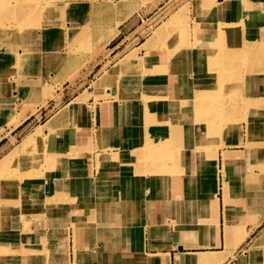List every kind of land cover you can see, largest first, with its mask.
<instances>
[{
	"label": "crops",
	"instance_id": "1",
	"mask_svg": "<svg viewBox=\"0 0 264 264\" xmlns=\"http://www.w3.org/2000/svg\"><path fill=\"white\" fill-rule=\"evenodd\" d=\"M213 10L211 13H215ZM259 17L264 19L263 11ZM62 25L64 28L65 24ZM254 37L260 40L256 33ZM33 59L17 55V75L9 77L12 81L17 77V81L0 92V126L18 127L53 94L54 89L43 96L45 80L50 81V77L39 70L38 60ZM42 59L41 63H47ZM24 62L28 68L18 71ZM32 64L35 72L31 70ZM246 66L243 69L248 76L256 78L259 71L256 64L252 69ZM132 73L138 75L136 71ZM140 78L127 82V88H131L129 84L132 88L125 96L117 92L119 86L116 91L111 87L110 97L100 100L103 104L100 111L91 109L86 101L89 113L82 115L85 119L96 116L94 124L89 125L93 131L92 143L103 147H96L88 155L93 164L88 172L82 174L80 164L72 161L75 155L65 152L60 154L61 166L53 169L51 178L36 174L23 183L17 182V196L14 192L2 194L1 189L7 190L3 187L10 180L0 179L3 202L0 210L5 216L2 222L12 227L17 216V241L7 240V236L0 240V264H264V243L259 240L264 231V134L261 131L264 117L257 109L261 102L260 84L256 86L255 79L250 77L247 82L250 88L242 91L249 95L245 97L250 104L245 105L243 114L238 113L234 118L243 131L237 136L241 143L233 145L228 122L227 128L216 131V135L209 126L206 137L197 136L196 120L191 115L194 105L188 106L189 103L182 104L173 98L174 110L165 111L164 117H160L158 110L164 111L165 106L158 109L154 99L139 97L145 91L140 92L136 86L144 84L147 77ZM159 91L157 95L161 96ZM32 92L34 101L24 102L23 97ZM17 94L20 103L16 102ZM8 103L10 107L6 106ZM135 105L140 109H135ZM7 110L12 114L6 116ZM251 113L258 115V125L250 122ZM135 114L144 121L135 120ZM146 116L152 121L146 122ZM142 124L145 136L137 132L134 137L132 127ZM149 140L168 142L173 147V157L158 158L155 162L147 159L144 145ZM136 143L140 146H132ZM197 143H203L206 150L201 159H198ZM214 149L216 158L211 155ZM102 153L110 164L103 183L93 179L99 176L95 164ZM212 160L218 168L217 185ZM198 162L206 166L199 169ZM71 164L76 168L70 170ZM152 164L154 168L150 167ZM137 175L143 176L142 183L135 179ZM18 188L27 192L21 193ZM83 191L92 196L87 208L81 201ZM77 195L78 199L74 200ZM107 207L110 216L98 214L101 209L107 211ZM12 211L16 213L11 215ZM66 229L68 247L63 239ZM32 251L35 254L31 260L22 257ZM56 255H61V259L55 258Z\"/></svg>",
	"mask_w": 264,
	"mask_h": 264
},
{
	"label": "rangeland",
	"instance_id": "2",
	"mask_svg": "<svg viewBox=\"0 0 264 264\" xmlns=\"http://www.w3.org/2000/svg\"><path fill=\"white\" fill-rule=\"evenodd\" d=\"M20 1L24 3L20 5ZM49 1L53 0H0V36L11 30L12 34L17 36L19 31H21L17 22L19 20H17L18 13H27L31 8L35 9L32 17L35 19L30 20L31 23L28 21L24 27L28 32L22 37V40L19 37L13 40L12 36L6 40L9 43L5 42L10 44V48L17 50L15 53H10L9 51L10 55L8 57L0 56V84H2V89L11 87L17 81V77L13 81L10 79L17 75V54L25 59L26 57H33V60H38L39 70H43V73L49 75L50 81L45 80L47 85H45V91L43 92L44 97L51 94L54 89L53 94L48 96L43 105L29 115L21 125L18 127H14V124L0 126V179L10 180V183H6L7 186H1L7 189L5 191L1 189L2 194L4 192H14L17 196V182L21 181L23 183L29 177L38 176L36 174L51 178L50 174L53 169L61 166L60 154L65 152L66 154L75 155L72 161L75 164H80L82 174L92 169L93 164L88 155H91L96 147L101 149L103 147L92 143L94 139L92 136L93 131L89 125L91 122L94 124L96 116L85 119L82 113H89L90 106L91 109L95 108V110L98 109L100 111L103 105L100 100L109 98L113 93V89L115 90L117 86H119L117 92L125 96V93L132 88V84L128 86L131 88H127V82L136 79V77L142 78V75L147 77L144 84L136 86L139 87L140 92L145 91L140 93L139 97L147 100L154 99L153 103L158 109L165 106L164 111L160 110V117L164 116L163 113L165 111L166 113L172 111L171 106H173L175 101L170 105H168L170 101L167 102L168 104H164V101L169 99V97L177 99L178 102L182 101V104L187 103L186 105H188L189 103L188 106L190 104L193 105L191 88L195 86V83L192 84L195 71L186 69L188 67L187 63H183L180 68L177 65L170 64V60L176 59L178 61L177 59L181 57L191 59L192 51L197 45L205 44L204 47L206 46V49L214 48V51H212L214 55H207L208 61L203 65L209 71V74L208 72L205 73L204 77L207 78L206 75L211 77V74L213 76L212 79H207L209 82L205 81L208 84L212 80L213 86L211 84L206 85L205 90L208 89L215 93L211 101V110L206 113L205 117L215 119L221 116L224 119V115H222L220 110L222 105L225 106L229 101L232 102L233 97L238 96V92L246 90L245 88H250L247 83L250 77L261 84L262 93L259 94L261 102L257 109L259 114L264 117V19L259 17L260 12H264L261 8H264L263 0H255L257 4H252L253 1L250 0H237L231 8H226V10L215 9V13H211L214 10L205 11L206 8L203 5L207 3V0H122L120 3H113L112 1L111 4V0H78L82 3L79 9L68 8L66 10H50L46 5ZM61 1L68 2L73 0H54L52 3ZM217 1L219 0H214L213 2L218 3ZM106 2L109 4H106ZM202 6L204 9L201 8ZM258 11L259 13L256 15ZM201 13L203 15H200ZM205 17L208 18L209 22L203 28L204 26L201 27L200 24H197V20ZM61 23L65 24L64 28ZM218 25L230 27V32L235 37L240 36L241 32H247L248 35L252 36L256 33L258 38H260L255 50H247L245 52L242 57L244 62L240 66L234 62V59L241 55L243 48H236V51L230 52L222 49L223 47L217 48L213 46V43L217 41H220V43L225 42V38L221 39L216 34H212L214 31V33L220 32L219 30L221 29H219L220 26ZM73 26L77 28H71ZM78 26L81 28L79 29ZM4 27L8 29L5 30ZM12 27L16 28V34H14ZM40 27H47L48 32H43ZM119 28L120 32H118ZM254 28L256 32L253 31ZM206 32L210 35L208 37L209 40L202 39L205 36L203 33ZM224 32L227 34L226 29L225 31L221 30L222 34ZM34 35H41L44 38L35 43L32 40ZM243 35L246 36V33H243ZM18 40L21 41L17 42ZM145 40L147 41L144 42ZM21 43L24 44V48L19 49L18 44ZM158 48L167 50L168 55L164 59L153 56V52ZM23 49L29 53L21 54ZM149 50L150 55L147 56ZM63 54H65V58ZM41 59L43 61L46 60L47 63H41ZM253 62L256 64L257 69L261 71H258L256 78H254L255 75H249V77L243 69L246 66L245 64H247L246 67L252 69L249 65ZM42 64L44 66L41 67ZM20 66H18V68L20 67L18 71L28 68V64H25V62ZM169 66L172 68L169 69ZM228 66L229 68H227ZM114 69L116 71L111 74L110 72L114 71ZM31 70L35 72L34 66ZM179 70H183V73L178 76L176 73H179ZM132 71L138 72V75L133 74ZM243 71L245 77H243ZM240 76L241 78H239ZM174 81L176 90L173 91L172 84ZM6 82H11V84L9 85ZM166 83L169 85H166ZM198 88L201 89V87ZM12 89H15L14 86ZM157 91H159L161 96L157 95ZM34 94L32 92L24 97L21 95V98L23 97L24 102H32L35 98ZM162 94L167 96L165 97ZM242 95L249 96L243 93ZM18 97L20 98L19 95ZM19 98L16 101L17 103L21 102ZM118 98L123 99L121 96H118ZM73 100H78L79 104L73 110H68V112L66 111L61 115L60 112L63 111L64 107ZM105 100L107 102V99ZM86 101L90 106L87 105ZM6 106L10 107L11 104L8 103ZM231 107H234L233 103ZM139 108L138 105H135V109ZM11 112V110H7L6 116L12 114ZM230 115L231 119L234 120L238 113L232 109ZM225 117L229 119V115ZM257 118L258 115L255 120L250 118V122L253 125L255 123L258 125L259 121ZM47 129L49 133H47ZM134 131H136V128L132 127V134ZM242 131L240 122L235 127H230V141L234 143L240 142L241 140H237V136ZM261 131L264 134V127L261 128ZM87 137L90 140H86ZM83 142L84 145H82ZM136 145L140 146L138 143L132 146ZM132 150L135 151L136 148L134 149L133 147ZM215 150H212L211 155L216 158L217 153L215 152L217 150ZM201 151L198 154V159L203 158V154L206 153L204 147ZM78 153L82 157H78ZM103 154H98L97 163L95 164L99 176L93 177L94 180H97L96 182L102 181V183L107 180L104 174L105 170L110 166L109 162L105 161ZM147 162L149 161L147 160ZM262 163H264V158ZM213 164L214 166H212ZM205 166L206 164H202V162L197 163V168L199 169ZM150 167L154 168V164L150 165ZM211 167L214 168L215 178H217L218 168L213 160ZM68 168L73 170L76 165L71 164V167ZM56 172L58 173L59 171ZM141 178L143 179V176ZM198 178L202 179L200 176ZM18 189L21 193L27 192L21 188ZM81 194V199L90 196L88 191H83ZM56 195L58 196V193ZM56 195L55 198L57 197ZM75 199L77 200L78 198ZM2 204L3 202L0 201V205ZM82 204L85 207L89 205L84 202ZM15 208L17 209V205ZM101 210L98 211L100 215L105 213V210ZM12 213L16 212H10L11 215ZM86 213L88 214L89 212ZM4 218L5 216L0 210V227L2 228L7 227L2 222ZM6 224H8V227L0 230V240L5 239L3 237L7 236V240L17 241V216L14 223H12L13 228L9 227V223L6 222ZM27 225H30V222ZM108 232L109 228H107L106 234ZM67 233L68 230L66 229L65 235ZM65 240L64 243L68 247L69 234L67 239L65 237ZM106 242L108 243L109 241ZM261 243H264V240H261ZM53 247L56 249L57 246L54 245ZM8 250L6 249V251ZM33 254H35L34 251L28 252L22 257L29 261L34 256ZM57 256L61 259V255H56L55 258Z\"/></svg>",
	"mask_w": 264,
	"mask_h": 264
},
{
	"label": "bare ground",
	"instance_id": "3",
	"mask_svg": "<svg viewBox=\"0 0 264 264\" xmlns=\"http://www.w3.org/2000/svg\"><path fill=\"white\" fill-rule=\"evenodd\" d=\"M9 1H11V0H9ZM82 1V0H81ZM113 1V3L114 2H118V3H120L122 0H111L110 1V4H111V2ZM214 1V0H213ZM212 0H207V3L205 4V5H203L205 8H206V12L208 11V10H213V9H216V10H219V9H224V10H226V8H231V6L235 3V2H237V0H219V1H217L218 3H216V2H213ZM6 2H8V1H6ZM21 2V1H20ZM52 2H54V0L53 1H49V3L48 4H46L48 7H49V9L50 10H56V9H63V10H66V9H70V8H78L79 9V7L81 6V2H79L78 0H73V1H68V2H65V1H61V2H55V3H52ZM99 2V1H98ZM10 3V2H9ZM12 3V2H11ZM22 3H24V2H21L20 3V5H22ZM108 2H106V4H107ZM216 3V4H215ZM256 3V2H255ZM109 4V3H108ZM253 4V3H252ZM257 4V3H256ZM259 4V3H258ZM45 5V6H46ZM201 7V8H203L204 9V7ZM44 7V6H43ZM83 7V6H82ZM1 8V7H0ZM35 8V7H34ZM46 9V8H45ZM35 9H32L31 8V10L30 11H28L27 13H18L19 15H18V18H17V22L19 23L18 24V27H20V30L21 31H19V33H18V35L17 36H14L13 34H12V30L11 31H7V33L5 32V33H3L1 36H0V56H2V57H8L10 54L8 53L9 51H10V53H15V51L17 50V49H12V48H10V44H6L5 42H7V43H9L8 41H6L7 39H9V38H11L12 36V38H13V40H16L17 39V37H19V38H21V40H22V37H24V35L28 32V31H26L25 30V26L27 25V23H28V21L30 22V20H33V19H35V18H32L33 17V15H34V13L33 12H35L34 11ZM1 11H2V9H1ZM204 11V13H206ZM5 12V11H4ZM66 13V12H65ZM200 15H203L202 13L200 14ZM249 19V18H248ZM10 20V19H9ZM37 21V20H36ZM198 21V25L200 24L201 25V27L202 26H204L203 28H205V26H207L208 25V22H209V20H208V18L207 17H205V18H203V19H199V20H197ZM12 22V21H11ZM40 22V21H39ZM5 23V22H4ZM31 23V22H30ZM248 24V23H247ZM6 25V24H5ZM9 25V24H8ZM219 26V25H218ZM13 28V27H12ZM249 28V27H248ZM252 28V27H251ZM4 29L6 30V29H8V28H5L4 27ZM40 29L43 31V32H46L48 29H47V27H40ZM219 29H221V30H223V31H225V29L227 30V34L224 32L223 34L221 33V30H219ZM218 30L220 31V32H216V33H212V34H216L217 36H219L221 39L223 38H225V42H221L220 43V41L218 42H215V43H213V46H215V47H217V48H221V47H223L222 49H224V50H226V51H230V52H234V51H236L237 49L236 48H243V51L241 52V55L239 56H237L235 59H234V62L236 63V64H238L239 66H240V64H243V62H244V60H243V55L245 54V52L247 51V50H255V48L258 46V40H256L255 39V37H254V35L252 36V35H248V33L247 32H241L239 35L240 36H236L235 37V35L232 33V32H230V27H228V26H221L220 28H219ZM15 30H16V28L14 29L13 28V31H14V34H16V32H15ZM205 30H207V29H205ZM228 31H229V33H228ZM253 31H255V29H253ZM48 32V31H47ZM199 33V32H198ZM221 33V34H220ZM243 33L245 34L246 33V36L245 35H243ZM12 34V35H11ZM35 34V33H34ZM37 34V33H36ZM232 34V35H231ZM237 34V33H236ZM253 34V33H252ZM203 35H205L202 39H206V40H209V33L208 32H206V33H203ZM49 36V35H48ZM47 36V37H48ZM44 38V36H41V35H34L33 37H32V40L36 43H38L39 42V40H41V39H43ZM218 38V37H217ZM219 39V38H218ZM236 39V40H235ZM21 40H18L17 42H20ZM168 40H169V38H168ZM253 40H256L255 42H253ZM180 41V40H179ZM208 42V41H207ZM165 43H166V41H165ZM192 43V42H191ZM209 43V42H208ZM164 44V43H163ZM239 44V45H238ZM14 45V44H13ZM16 45V44H15ZM165 45V44H164ZM178 45V44H177ZM195 45V44H194ZM204 45L205 44H201L200 46H196L194 49H193V51H192V57H191V59H187V58H178L177 60L178 61H176V59H174V60H170V64H174V65H177L178 67H180L181 68V65H183V63H187L188 64V67L186 68V69H189V70H193V71H195V76L193 77V80H192V84L193 83H195V86H193L192 88H191V95H192V97H193V105H194V107H193V111H192V113H191V115L193 116V119L194 120H196V126H197V132H196V135L197 136H202V137H206L207 136V131H208V128H210L209 126H211V128H212V132L214 133V135L216 134V131H218V130H220L221 128L222 129H224L225 130V128L227 127V122L229 123V125H230V127H235V125L236 124H238L237 123V120L235 119V120H233V119H231V115H230V112H231V110L232 109H234V111H236L237 113H240V114H243V108L245 107V105H249L250 104V101H248L249 99L248 98H246L244 95H242V91L241 92H238V96H234L233 97V99H232V102L231 101H229L228 102V104L226 103V105L225 106H223L222 105V107H221V112H222V115H224V119H222L221 118V116H218V118H215V119H208V118H206L205 117V115H206V113L207 112H209L210 110H211V101H212V98H213V96L215 95V93H213L212 91H209L208 89L207 90H205V87H206V85H209V84H211L212 85V80L210 81V83H208V84H206L205 83V81L206 82H209L207 79H212L213 78V76H212V74H211V77L210 76H208V75H206L207 76V78H205L204 77V74L205 73H207L208 72V74H209V71H208V69H206L205 68V66H203L204 65V63H206V61H208L207 60V55H211L213 52L212 51H214V48L212 49V48H208V49H206L207 47L205 46L204 47ZM221 45H223V46H221ZM260 45V44H259ZM18 46H19V49L20 48H24V44L23 43H21V44H18ZM174 46V45H173ZM171 48V47H170ZM192 49V48H191ZM22 50V49H21ZM24 51V52H23ZM23 51L21 52V54L22 53H29V52H26V50L25 49H23ZM61 53V52H60ZM185 53V52H184ZM20 54V55H21ZM18 55V54H17ZM148 55H150V50H149V52L147 53V56ZM152 55V54H151ZM166 55H168V52H167V50L166 49H164V48H158L157 50H155L154 52H153V56H157L158 58H160V59H164L165 57H166ZM184 55V54H183ZM183 55H181V56H183ZM223 55V54H222ZM63 56H64V58H65V54H63ZM43 58V57H42ZM170 59V58H169ZM46 61V60H45ZM129 61V60H128ZM172 61H174V62H172ZM254 63V62H253ZM253 63H251L249 66L252 68V64ZM213 64V63H212ZM15 65V64H14ZM122 65V64H121ZM238 66V67H239ZM170 68H172L171 66H169V69ZM227 68H229V66L227 67ZM118 69V68H117ZM116 71V69H114V71H112V72H110L111 74H113L114 72ZM171 71V70H170ZM180 71V70H179ZM257 71V70H256ZM233 72V71H232ZM109 73V74H110ZM179 73H183V70L182 71H180ZM52 74V73H51ZM54 74V73H53ZM54 77V76H53ZM255 78V77H254ZM8 79V78H7ZM10 80V79H9ZM7 84H11V82H6ZM258 83V84H257ZM255 84H256V86H258L260 83L258 82V81H255ZM8 85V86H9ZM165 85V84H164ZM175 85H176V83H175V81H174V83L172 84V87H173V91L174 90H176L175 89ZM213 86V85H212ZM260 86H261V84H260ZM195 87V88H194ZM198 87H201V89H199ZM179 89V88H178ZM119 90V89H118ZM2 91V84H0V92ZM187 93V92H186ZM180 94V93H179ZM161 95V94H160ZM172 95V94H171ZM177 95V94H176ZM242 96V97H241ZM161 98H163V97H161ZM171 97H169V99H170ZM190 100V99H189ZM253 101V100H252ZM79 101L78 100H73V101H71L70 103H68L65 107H64V109H63V111L62 112H60L61 113V115L63 114V113H65L66 111L68 112V110L70 111V110H73L79 103H78ZM167 102H169L168 101V99H166L165 101H164V104L166 103V104H168ZM173 102V99L171 98L170 99V103H172ZM233 103V105H234V107L232 108L231 107V104ZM10 104V103H9ZM213 104V103H212ZM213 106V105H212ZM172 107V110H174V107L175 106H171ZM140 109V108H139ZM189 110V109H188ZM158 111H160V110H158ZM191 112V111H190ZM259 112V111H258ZM247 113V112H246ZM160 114V113H159ZM226 115H229V119L228 118H226L225 116ZM160 116H161V114H160ZM164 117V116H163ZM162 117V118H163ZM238 117V116H237ZM256 117H257V114H255V113H251L250 114V118L251 119H256ZM137 118H140V121H144V118H141V116H138V115H134V119L136 120ZM189 118V117H188ZM227 119V120H226ZM55 120V119H54ZM145 120H146V122H150V121H152V119H151V117H149V116H146L145 117ZM225 126V127H224ZM141 127H143V124L142 125H136V126H133V128L135 129L136 128V131H134L133 132V135H134V137L136 136V134H137V132H139V134H141L142 136L144 135L145 136V134H144V132H143V130L141 131ZM146 127V126H145ZM229 127V128H230ZM184 128V127H183ZM139 129V131H137ZM186 129V128H185ZM236 129V128H235ZM187 130V129H186ZM207 130V131H206ZM141 131V132H140ZM145 131V130H144ZM191 131V130H190ZM212 132H210V134L212 133ZM212 133V134H213ZM188 134V133H187ZM146 135L147 136H149L150 135V133L149 132H147L146 133ZM151 136V135H150ZM190 137H192V135L190 136ZM163 138V137H162ZM231 144H233V145H237V144H239V143H241V142H236V143H234V142H230ZM146 144L147 145H144V150L147 152V154L145 155V157L147 158V159H149V160H154V162L155 161H157L158 160V158H171V157H173V153L171 154V152L173 151V147L172 146H169V143L168 142H166V144H164L163 142L160 144V143H155V142H153L152 140H149V141H147L146 142ZM90 145V144H89ZM136 146H139V145H136ZM147 148V149H146ZM197 154H199V152L201 153L202 151V149H203V143H197ZM139 149H142V147L141 148H139ZM196 149V148H195ZM216 149H217V147H216ZM216 151V150H215ZM193 152V151H192ZM170 153V154H169ZM215 153H217V152H215ZM104 159V158H103ZM105 161H107V160H105ZM107 162H109V161H107ZM152 163V162H151ZM109 165V164H108ZM159 165V164H158ZM130 166H132L133 168H135V166H133V165H130ZM142 176L140 175V176H136V178L135 179H137V181L139 182V183H142L143 181H144V179H142L141 178ZM215 184L217 185V178H216V182H215ZM2 185V184H1ZM12 196V195H11ZM112 196V195H111ZM15 197V196H14ZM71 197V196H70ZM7 198V197H6ZM75 198H78V196L77 197H74V199ZM92 198V196L90 195V196H88V197H86V198H84V199H81V201H83L84 203H89L88 201L90 200ZM121 198V197H120ZM120 201V200H119ZM82 202V203H83ZM110 206V205H109ZM97 207V206H96ZM87 208V207H86ZM91 209V208H90ZM107 209V212L105 211V213H104V216H110V209L108 210V207L106 208ZM117 209V208H116ZM86 210V209H85ZM86 212H88L87 210H86ZM101 212H102V210H101ZM112 218V217H111ZM104 233V232H103ZM68 234L69 233H67L65 236H64V240H65V237H66V239H67V236H68ZM106 235V234H105ZM75 239H77V238H75ZM260 241L261 240H264V231H263V233H262V236H261V238L259 239ZM65 242H66V240H65ZM67 243V242H66ZM109 243V242H108ZM107 243V244H108ZM66 247H67V244H66ZM106 253H109V251H107ZM92 254V253H91ZM22 255H24V254H22ZM108 255V254H107ZM45 264V263H44Z\"/></svg>",
	"mask_w": 264,
	"mask_h": 264
}]
</instances>
